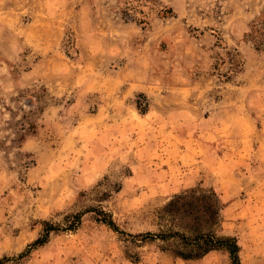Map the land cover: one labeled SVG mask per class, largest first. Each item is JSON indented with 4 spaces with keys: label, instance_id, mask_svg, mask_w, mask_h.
<instances>
[{
    "label": "rangeland",
    "instance_id": "obj_1",
    "mask_svg": "<svg viewBox=\"0 0 264 264\" xmlns=\"http://www.w3.org/2000/svg\"><path fill=\"white\" fill-rule=\"evenodd\" d=\"M263 133L264 0H0L1 264H231L137 235L180 230L159 212L193 189L264 264Z\"/></svg>",
    "mask_w": 264,
    "mask_h": 264
},
{
    "label": "trees",
    "instance_id": "obj_2",
    "mask_svg": "<svg viewBox=\"0 0 264 264\" xmlns=\"http://www.w3.org/2000/svg\"><path fill=\"white\" fill-rule=\"evenodd\" d=\"M124 16L127 19H134L135 13H144V10L133 5L132 2H127L125 6ZM260 45V44H259ZM192 198V201L190 199ZM101 215V221L109 225L114 230H118L114 222L102 209H92ZM218 202L211 199L209 195L201 190V195H196V190L185 191L175 195L170 199L159 212V218L165 219L169 225H177L180 230H175L172 227L159 233L145 232L137 234L140 237L160 238L162 240L174 239L172 242L173 253L183 259H197L204 256L211 250H225L230 258L231 264H240L239 250L240 246L237 238L232 235H217L211 230L212 226L218 222ZM80 214H75L76 221L79 220ZM191 217L192 224L181 222L183 218ZM203 218V222L199 218ZM204 223V224H203ZM71 227V226H69ZM56 227L48 222H43V234L34 242L29 244V247L41 245L46 242L50 230ZM131 235V234H130ZM134 237V235H132ZM6 257L0 258V264L6 261Z\"/></svg>",
    "mask_w": 264,
    "mask_h": 264
},
{
    "label": "crops",
    "instance_id": "obj_3",
    "mask_svg": "<svg viewBox=\"0 0 264 264\" xmlns=\"http://www.w3.org/2000/svg\"><path fill=\"white\" fill-rule=\"evenodd\" d=\"M130 89L132 88H127V91H130ZM140 90L143 89V87L139 86ZM147 89V90H146ZM157 88L153 85H150L149 88H144V91L146 93H150L149 95L152 96H156L158 95V91L156 90ZM175 90H177V92H175L174 90H171L168 93L165 94H160L162 96L161 100H159V104L161 105V108H166V109H175L176 106L179 104V106L184 105V100H186V88L185 87H177L175 88ZM130 93V92H128ZM131 93L133 94V90H131ZM176 93H181L179 99H176ZM185 98V99H184ZM188 100V98H187ZM176 101H181L180 102H176ZM156 106L153 105V108H155ZM160 109V107H158ZM162 110V109H161ZM163 111V110H162ZM259 141L258 146H260V148L262 147L264 150V133L262 135H260V138H257ZM256 226V225H254Z\"/></svg>",
    "mask_w": 264,
    "mask_h": 264
}]
</instances>
